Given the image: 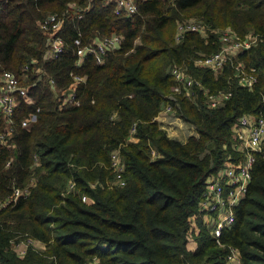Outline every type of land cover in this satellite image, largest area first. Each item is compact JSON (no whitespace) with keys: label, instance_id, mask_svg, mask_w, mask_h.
I'll use <instances>...</instances> for the list:
<instances>
[{"label":"trees","instance_id":"trees-1","mask_svg":"<svg viewBox=\"0 0 264 264\" xmlns=\"http://www.w3.org/2000/svg\"><path fill=\"white\" fill-rule=\"evenodd\" d=\"M68 3L83 0H6L0 6V76H21L27 68L20 81L27 94L16 98L13 124L0 119L6 139L0 143V203L13 189H28L0 208V264H223L227 247L239 251L241 264H264V158H256L221 246L198 211L206 178L229 157L241 160L233 149L238 118L264 119V0H138L130 17L95 1L80 21L57 32L63 54L45 59L49 35L39 24ZM189 20L202 23L206 34L187 33L175 43L176 26ZM225 29L239 39L249 33L261 39L218 73L196 67V59L220 50ZM112 35L122 41L103 64L88 57L74 67L78 47ZM236 66L255 71L251 89L235 78ZM174 67L200 84L175 95L178 115L197 133L185 143L155 120L169 103ZM71 74L84 82L75 83ZM71 92L78 105L64 102ZM206 92L231 96L209 109ZM32 116L36 122L23 128ZM115 150L124 166L122 187L113 185L109 168ZM20 236L41 243L43 252L28 249L18 257L12 241Z\"/></svg>","mask_w":264,"mask_h":264},{"label":"built area","instance_id":"built-area-1","mask_svg":"<svg viewBox=\"0 0 264 264\" xmlns=\"http://www.w3.org/2000/svg\"><path fill=\"white\" fill-rule=\"evenodd\" d=\"M99 1L105 8H110L115 15H125L126 17L133 16L137 13L138 0H83V5L76 3H68L65 11L61 14L51 13L44 17L39 24V28L45 35H49L47 39V51L44 55L45 59L57 60L64 52L66 44L61 36L57 34L60 28L66 22L80 21L83 16L89 12L92 3ZM6 0H0V6ZM187 33L206 34V28L198 21L189 20L184 23H179L175 29L174 42L180 43ZM261 39L260 35L249 33L242 39H239L230 29L221 31L220 35V50L207 57L199 58L194 61L196 67H203L218 73L228 62H233L240 54L245 53L255 46ZM122 38L117 35L95 39L92 43L78 47L75 51L76 61L74 67L78 68L83 63V60L92 57L97 65L103 64L104 57L107 53L117 50L121 44ZM27 68L21 70V76H17L12 72L5 71L0 76V119L8 126L13 124V115L16 108V98L27 94V88L20 84V81H26L24 75ZM253 69L245 70L244 67H235V78L241 86L246 89H251L256 83L253 75ZM38 76L43 75L40 70H37ZM171 77L174 82L172 93L167 96L169 103L164 106L157 117L172 116L177 113L178 103L175 95L181 91H188L193 87H198L200 84L193 78L187 75V70L182 67H174L171 70ZM75 83L84 82L85 78L70 75ZM51 86L52 81H49ZM230 93L218 92L205 94V103L209 109L218 108L223 101L229 99ZM64 102L78 105V101L74 93H68L65 96ZM174 103V104H173ZM172 121H181V116L178 114L172 116ZM36 122V116H32L30 120L22 121L21 126L27 128L30 124ZM10 132L12 129L10 128ZM233 132L236 138V144L233 149L241 157L239 162L235 159L228 158L217 173L210 175L204 182V192L201 201L198 205V211L204 216L206 227L210 235L216 240L218 246L219 238L224 230L230 229L235 222L234 210L239 203L245 198L247 189L252 181V169L256 158L261 156L264 158V119L261 117H253L250 115H242L238 118L233 127ZM134 133V127L130 131V136ZM0 143L5 144L6 139L4 134L0 132ZM9 163H7L8 165ZM110 169L113 170L116 176V182L113 185L120 187L124 186L122 174L124 166L120 157L119 150H115L110 155ZM31 186V185H30ZM74 188L73 183L68 184V189ZM28 189H13L12 195L7 198L3 204L0 203V208L7 205L9 202H15L19 197L26 196ZM85 201V198H82ZM13 250L17 256L22 258L26 255L28 249L35 252H43L44 246L31 239L16 237L12 241ZM22 250H19V247ZM223 264H241L239 251L235 247H227V254L224 257Z\"/></svg>","mask_w":264,"mask_h":264},{"label":"crops","instance_id":"crops-1","mask_svg":"<svg viewBox=\"0 0 264 264\" xmlns=\"http://www.w3.org/2000/svg\"><path fill=\"white\" fill-rule=\"evenodd\" d=\"M168 119H172V116L164 117L162 115L161 117H157L155 120L158 123L159 127L165 130L168 136L172 139H175L181 143H185L190 136H197L194 127L188 125L187 128H189L188 131H190L188 132L189 134H187L183 128H180L179 130H175V128H172V126L176 125L175 123L177 122L172 121L170 123Z\"/></svg>","mask_w":264,"mask_h":264},{"label":"rangeland","instance_id":"rangeland-1","mask_svg":"<svg viewBox=\"0 0 264 264\" xmlns=\"http://www.w3.org/2000/svg\"><path fill=\"white\" fill-rule=\"evenodd\" d=\"M178 113H174L172 116H176ZM169 120V122L171 123L172 122V119H168ZM176 125H174V126H172V128H175V130H179L180 128H183L184 129V131L187 133V134H189L188 132L190 131H188V129L189 128H187L188 127V124L187 123H185L182 119H181V121H177V123H175ZM168 135V134H167ZM171 138V137H170ZM19 250H22V247L20 246L19 248H18Z\"/></svg>","mask_w":264,"mask_h":264}]
</instances>
